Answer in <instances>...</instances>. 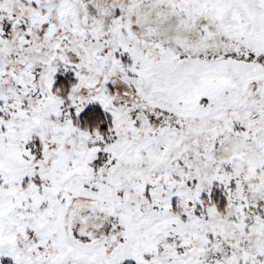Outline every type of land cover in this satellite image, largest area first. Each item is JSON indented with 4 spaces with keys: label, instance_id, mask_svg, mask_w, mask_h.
I'll return each instance as SVG.
<instances>
[{
    "label": "snow or ice",
    "instance_id": "obj_1",
    "mask_svg": "<svg viewBox=\"0 0 264 264\" xmlns=\"http://www.w3.org/2000/svg\"><path fill=\"white\" fill-rule=\"evenodd\" d=\"M0 264H264V0H0Z\"/></svg>",
    "mask_w": 264,
    "mask_h": 264
}]
</instances>
